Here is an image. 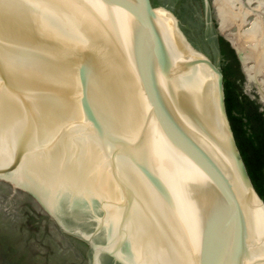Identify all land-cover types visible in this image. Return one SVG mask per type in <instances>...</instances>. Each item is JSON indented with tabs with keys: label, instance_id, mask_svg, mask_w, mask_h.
I'll return each instance as SVG.
<instances>
[{
	"label": "water",
	"instance_id": "obj_1",
	"mask_svg": "<svg viewBox=\"0 0 264 264\" xmlns=\"http://www.w3.org/2000/svg\"><path fill=\"white\" fill-rule=\"evenodd\" d=\"M139 3L147 43L105 0H0V177L89 242L90 264H264L223 74Z\"/></svg>",
	"mask_w": 264,
	"mask_h": 264
},
{
	"label": "rangeland",
	"instance_id": "obj_2",
	"mask_svg": "<svg viewBox=\"0 0 264 264\" xmlns=\"http://www.w3.org/2000/svg\"><path fill=\"white\" fill-rule=\"evenodd\" d=\"M155 1L157 6L171 12L190 43L210 57L222 74L226 60L221 55L219 38L233 44L234 33L248 28L256 16L250 12L240 27L233 24L223 31L215 0ZM235 3L242 8L257 6V0H236ZM244 65L246 69L254 61ZM240 72L243 78L238 86L263 110L260 87H264L261 82L264 77L256 74L252 78L241 65ZM89 248V242L60 224L33 194L0 177V264H90Z\"/></svg>",
	"mask_w": 264,
	"mask_h": 264
},
{
	"label": "bare ground",
	"instance_id": "obj_3",
	"mask_svg": "<svg viewBox=\"0 0 264 264\" xmlns=\"http://www.w3.org/2000/svg\"><path fill=\"white\" fill-rule=\"evenodd\" d=\"M105 1L107 2L111 11L121 20L122 24L129 28L142 42L147 43L146 39L143 38L144 34L141 30L142 26H140L142 6L140 5L139 0ZM215 1L217 3V10L220 16V28L223 31L233 24H236L238 27H240L243 23H245L246 16L251 12L250 8H242V6L237 5L235 3L236 0ZM255 9L256 16L251 21L250 26L241 32H235L234 38L231 39L234 44L232 45L237 50L243 67L245 66V62L254 61V65L250 67L246 66V69L244 67L246 74H249L252 78L256 74H262L264 77V0H257V6ZM154 15L157 24H162L169 30V32L175 35L174 31H177L176 21L168 11L157 9L154 11ZM180 49L181 50L179 51L180 53L178 59L184 57L186 60L192 61L193 55L181 47ZM193 62L195 63L194 66H196L200 71L195 73L198 74V79L200 77L199 81H202V75L204 80L208 82V86L202 84L204 83L203 81L200 85L203 94L201 97L211 99L209 93L210 90L212 91V84L215 86L217 83V76L212 71L204 68V65L201 61L195 59ZM261 82L264 83V78ZM260 92L264 96V87H260ZM12 182V184L16 187L21 186L14 181Z\"/></svg>",
	"mask_w": 264,
	"mask_h": 264
},
{
	"label": "trees",
	"instance_id": "obj_4",
	"mask_svg": "<svg viewBox=\"0 0 264 264\" xmlns=\"http://www.w3.org/2000/svg\"><path fill=\"white\" fill-rule=\"evenodd\" d=\"M153 1L157 4L155 0ZM219 41L231 52L234 64L238 68L237 73L229 57L225 58L223 85L227 114L253 186L264 200V109L262 110L260 104L244 94L238 86L237 80L243 78L240 63L229 43L222 37Z\"/></svg>",
	"mask_w": 264,
	"mask_h": 264
},
{
	"label": "flooded vegetation",
	"instance_id": "obj_5",
	"mask_svg": "<svg viewBox=\"0 0 264 264\" xmlns=\"http://www.w3.org/2000/svg\"><path fill=\"white\" fill-rule=\"evenodd\" d=\"M221 44V43H220ZM222 52H224V53H222ZM221 55L222 56H224V58H228V59H230V61L232 62V66H233V69L235 70V71H237V73H238V68H237V66L234 64V59H233V57H232V55H231V52H229V50H226V48L224 47V46H222V44H221ZM241 80V79H240ZM239 79L237 80V82L238 81H240ZM104 258V259H103ZM102 258V264H119V263H115L114 261H113V259H112V256L110 257V256H107V255H104V257ZM105 260V261H104Z\"/></svg>",
	"mask_w": 264,
	"mask_h": 264
}]
</instances>
